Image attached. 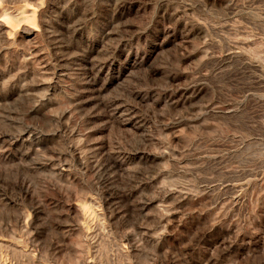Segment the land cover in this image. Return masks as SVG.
I'll return each mask as SVG.
<instances>
[{
	"label": "rangeland",
	"instance_id": "1",
	"mask_svg": "<svg viewBox=\"0 0 264 264\" xmlns=\"http://www.w3.org/2000/svg\"><path fill=\"white\" fill-rule=\"evenodd\" d=\"M0 264H264V0H0Z\"/></svg>",
	"mask_w": 264,
	"mask_h": 264
},
{
	"label": "bare ground",
	"instance_id": "2",
	"mask_svg": "<svg viewBox=\"0 0 264 264\" xmlns=\"http://www.w3.org/2000/svg\"><path fill=\"white\" fill-rule=\"evenodd\" d=\"M195 34H196V33H195ZM137 56H138V55H137ZM103 66H104V65H103ZM84 69H85V68H84ZM87 69H88V68H87ZM100 69H101V67H100ZM92 70H93V69H92ZM92 70H91V71H92ZM133 70H134V69H133ZM88 71H89V70H88ZM129 71H130V70H129ZM97 72H98V71H97ZM131 72H132V71H131ZM89 73H90V72H89ZM97 74H98V73H97ZM92 75H93V74H92ZM92 75H91V76H92ZM95 75H96V74H95ZM93 78H94V76H93ZM94 82H95V81H94ZM90 83H91V82H90ZM90 83H89V84H90ZM92 83H93V82H92ZM91 85H92V84H91ZM93 87H94V86H93ZM192 95H193V94H192ZM197 95H198V94H197ZM184 97H185V96H184ZM192 97H193V96H192ZM196 97H197V96H196ZM189 98H190V97H189ZM194 98H195V97H194ZM193 100H195V99H193ZM189 102H190V101H189ZM90 109H91V108H90ZM114 119H115V118H114ZM100 161H101V160H100ZM98 165H100V164H98ZM98 165H95V167H97ZM97 168H98V167H97ZM100 168H101V167H100ZM101 169H102V168H101Z\"/></svg>",
	"mask_w": 264,
	"mask_h": 264
}]
</instances>
